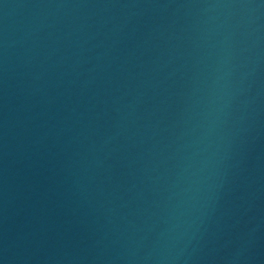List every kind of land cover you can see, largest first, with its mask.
I'll list each match as a JSON object with an SVG mask.
<instances>
[{"label": "water", "instance_id": "obj_1", "mask_svg": "<svg viewBox=\"0 0 264 264\" xmlns=\"http://www.w3.org/2000/svg\"><path fill=\"white\" fill-rule=\"evenodd\" d=\"M0 264H264V0H0Z\"/></svg>", "mask_w": 264, "mask_h": 264}]
</instances>
